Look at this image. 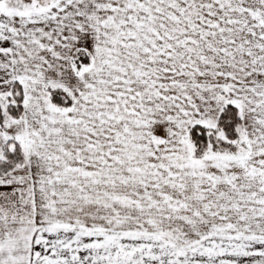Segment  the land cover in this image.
I'll list each match as a JSON object with an SVG mask.
<instances>
[{
	"label": "snow or ice",
	"instance_id": "6c2138e0",
	"mask_svg": "<svg viewBox=\"0 0 264 264\" xmlns=\"http://www.w3.org/2000/svg\"><path fill=\"white\" fill-rule=\"evenodd\" d=\"M0 264H264V0H0Z\"/></svg>",
	"mask_w": 264,
	"mask_h": 264
}]
</instances>
